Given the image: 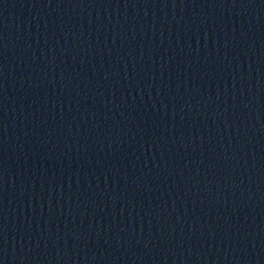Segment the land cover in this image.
Instances as JSON below:
<instances>
[{"label":"water","instance_id":"95a60500","mask_svg":"<svg viewBox=\"0 0 264 264\" xmlns=\"http://www.w3.org/2000/svg\"><path fill=\"white\" fill-rule=\"evenodd\" d=\"M0 264H264V0H0Z\"/></svg>","mask_w":264,"mask_h":264}]
</instances>
